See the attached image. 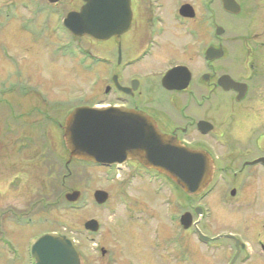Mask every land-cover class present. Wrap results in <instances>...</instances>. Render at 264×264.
<instances>
[{"label":"flooded vegetation","instance_id":"1","mask_svg":"<svg viewBox=\"0 0 264 264\" xmlns=\"http://www.w3.org/2000/svg\"><path fill=\"white\" fill-rule=\"evenodd\" d=\"M129 1L128 29L99 41L63 25L82 0H11L0 23L14 22L18 31L9 36V47L0 41V106L16 121L37 119L40 129L47 123L44 137L51 141L59 135L62 143L63 62L73 60L77 71L92 72L90 62L102 61L104 75L94 72L92 80L104 83L101 92H93L103 99L87 105L145 112L162 132L209 157V185L199 194L182 192L188 215L187 229L179 224L187 231V245L179 244L183 260L264 264V49L247 45L228 56L214 20L210 33L190 28L195 11L187 17V0ZM249 35L250 44H263L261 35L260 40L255 32ZM209 47L221 48L222 55L207 58ZM176 67L186 87L167 89L162 78ZM227 81L239 86H221ZM109 170L123 171L127 204L135 180L151 186L150 197L157 196L161 179L181 191L137 160Z\"/></svg>","mask_w":264,"mask_h":264},{"label":"rangeland","instance_id":"2","mask_svg":"<svg viewBox=\"0 0 264 264\" xmlns=\"http://www.w3.org/2000/svg\"><path fill=\"white\" fill-rule=\"evenodd\" d=\"M10 1L0 0V12ZM238 1L240 13L232 16L222 10L218 0H187L195 11L190 28L210 33L214 20L223 28L221 38L228 56L247 45L264 49V0ZM2 25L0 41L9 47V36L18 29L14 22ZM249 32L258 34V40L262 36L263 44H250ZM73 63L63 62L65 115L78 104L103 99L93 92H101L104 83L92 80L94 72L104 75L102 61L90 62L95 68L92 72L77 71ZM0 108V264H33L31 244L38 235L53 230L75 240L80 264H187L179 246L184 241L187 245V231L178 223L187 210L182 191L174 192L161 179L157 196L150 197L151 186L135 180L128 189L127 204L120 184L123 171L77 161L65 165L68 153L60 136L51 141L44 137L47 123L40 129L34 124L37 119L16 121ZM72 189L80 197L65 206L64 194ZM95 189L108 193L105 203H95ZM89 219L98 222L97 232L84 229Z\"/></svg>","mask_w":264,"mask_h":264},{"label":"water","instance_id":"3","mask_svg":"<svg viewBox=\"0 0 264 264\" xmlns=\"http://www.w3.org/2000/svg\"><path fill=\"white\" fill-rule=\"evenodd\" d=\"M82 1L78 11L67 13L63 19L64 27L72 34L102 41L128 29L129 0ZM221 7L232 15L240 12L236 0H221ZM183 11L184 6L181 7V14ZM193 16L194 10L187 4V17ZM222 33L223 28L216 25L215 34ZM205 54L207 58H215L222 55V50L209 47ZM178 70L179 67L173 68L164 75L162 85L165 88L180 90L186 87V81L178 79ZM221 86L239 85L227 81ZM61 129L62 142L68 153L65 165L72 160L102 166L137 160L144 167L165 175L186 195L199 194L210 183L212 169L209 157L204 152L189 150L173 136L162 132L145 112L80 105L66 114ZM92 195L97 204H103L108 198L107 192L100 189L94 190ZM79 197L80 192L74 189L64 194V200L69 203L77 201ZM179 222L187 228V211L181 214ZM83 226L88 231L96 232L99 224L95 219H89ZM29 254L35 264H80L74 240L54 232L36 238Z\"/></svg>","mask_w":264,"mask_h":264},{"label":"trees","instance_id":"4","mask_svg":"<svg viewBox=\"0 0 264 264\" xmlns=\"http://www.w3.org/2000/svg\"><path fill=\"white\" fill-rule=\"evenodd\" d=\"M77 162L82 163V161H77ZM83 163L91 164V163H88V162H83ZM91 165H93V164H91ZM64 203H65V206H66L67 204H69V203H66V202H64Z\"/></svg>","mask_w":264,"mask_h":264}]
</instances>
